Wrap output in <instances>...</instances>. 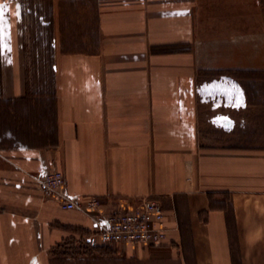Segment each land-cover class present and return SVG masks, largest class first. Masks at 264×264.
<instances>
[{"label":"crops","instance_id":"0c3cea01","mask_svg":"<svg viewBox=\"0 0 264 264\" xmlns=\"http://www.w3.org/2000/svg\"><path fill=\"white\" fill-rule=\"evenodd\" d=\"M208 3L0 0V264L97 241L101 218L43 190L54 170L105 216L162 204L166 241L121 264H264V145L239 144L241 128L264 136V113L239 115L256 104L236 74L264 85V31L240 46L238 17Z\"/></svg>","mask_w":264,"mask_h":264},{"label":"rangeland","instance_id":"374dc122","mask_svg":"<svg viewBox=\"0 0 264 264\" xmlns=\"http://www.w3.org/2000/svg\"><path fill=\"white\" fill-rule=\"evenodd\" d=\"M210 1L208 3V7L206 9V14L208 15H223V16H236L238 18V25L233 24L234 34L238 35L240 42V46L246 44L245 40H242V36H246V34L254 32L255 35H261L264 31V24L259 23L258 19H263L264 21V0H207ZM204 6V4H203ZM252 18L253 20H249L246 24V19ZM229 24H223V28L230 27ZM224 31V30H223ZM206 36L209 39L212 34L208 31L206 32ZM233 34V35H234ZM244 41V42H242ZM257 42L262 41L260 39L255 40ZM248 56H240L242 59H246ZM237 74L238 85L240 90L243 89L245 91V87L248 86L249 92L251 91L250 103L256 104L255 106H251L248 111L242 110L239 112V115H260V113H264V104L262 103L263 97L261 96L262 91H264V85L262 82L263 76L262 72H251L245 69H239ZM5 115V114H4ZM264 127V122L260 121V127ZM256 129L253 133L252 129L241 128L239 131V144L240 146H263L264 144V136L257 132ZM259 131V130H258ZM130 247V246H127ZM131 254V253H130ZM127 255L126 251L120 248L115 247H107L101 246L97 242H87L86 239L83 240L77 246H73L71 248H66L65 251L60 252L59 256H57L58 261L61 264H121L119 261L114 260L116 257H123ZM135 255V254H134ZM112 261H108L105 258H111ZM95 258V260H92ZM126 264H136L126 263ZM145 264V263H143ZM160 264H176L175 262H162Z\"/></svg>","mask_w":264,"mask_h":264},{"label":"built area","instance_id":"2783aa9c","mask_svg":"<svg viewBox=\"0 0 264 264\" xmlns=\"http://www.w3.org/2000/svg\"><path fill=\"white\" fill-rule=\"evenodd\" d=\"M64 183L63 172L54 170L42 179V188L61 201L64 209H78L101 218L95 235L96 242L101 246L125 249L140 244L159 246L166 241V212L159 201L143 199L132 208L118 209L105 216L102 203L97 197L90 198L84 204L68 200L61 192Z\"/></svg>","mask_w":264,"mask_h":264},{"label":"trees","instance_id":"16d2710c","mask_svg":"<svg viewBox=\"0 0 264 264\" xmlns=\"http://www.w3.org/2000/svg\"><path fill=\"white\" fill-rule=\"evenodd\" d=\"M58 260H59V259H55L54 262H53V264H58V263H60L61 260H60V261H58ZM63 263H64V261H62L61 264H63Z\"/></svg>","mask_w":264,"mask_h":264},{"label":"snow or ice","instance_id":"6c2138e0","mask_svg":"<svg viewBox=\"0 0 264 264\" xmlns=\"http://www.w3.org/2000/svg\"><path fill=\"white\" fill-rule=\"evenodd\" d=\"M0 9H3L2 5H0ZM0 15H2V11H0ZM0 22H2V21H0Z\"/></svg>","mask_w":264,"mask_h":264}]
</instances>
